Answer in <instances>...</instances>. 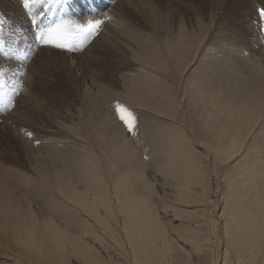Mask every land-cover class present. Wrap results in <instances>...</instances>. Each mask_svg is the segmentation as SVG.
<instances>
[{
    "label": "rangeland",
    "instance_id": "374dc122",
    "mask_svg": "<svg viewBox=\"0 0 264 264\" xmlns=\"http://www.w3.org/2000/svg\"><path fill=\"white\" fill-rule=\"evenodd\" d=\"M92 1L98 2L44 0L28 12L22 0H0V187L31 205L41 224L53 219L64 226L73 205L49 185V164L76 163L68 168L73 172L95 162L111 186L114 171L135 168L138 187L149 183L162 195L163 167L187 144L214 193L226 188L233 170L209 145L216 141L212 130L228 124L226 104L238 101V91L217 79L248 81L256 67L264 73V0H104L88 12ZM88 20L103 23L72 50L36 39L40 29ZM244 93L240 103L255 101V142L263 149L264 74ZM117 103L135 115V134L120 120ZM156 206L162 219L180 224L159 200ZM12 238L0 231V264H32L26 260L36 259V248L30 257ZM111 245L118 259L120 243Z\"/></svg>",
    "mask_w": 264,
    "mask_h": 264
},
{
    "label": "bare ground",
    "instance_id": "6f19581e",
    "mask_svg": "<svg viewBox=\"0 0 264 264\" xmlns=\"http://www.w3.org/2000/svg\"><path fill=\"white\" fill-rule=\"evenodd\" d=\"M95 2L99 7L106 1ZM187 41L192 43L195 37L190 35ZM250 72L248 81L238 75L217 79L229 84V91H238L237 102L228 103L222 94L218 97L228 103L230 116L227 125L212 130L216 141L209 145L233 170L226 188L214 193L204 181L205 165L187 144L163 167L162 182L168 192L162 195L149 183L139 188L134 175L137 181L142 178L135 168L114 171L108 176L111 186L95 162L77 164L73 172L68 168L76 163L55 162L46 167V178L74 210L64 226L53 219L41 224L32 206L24 207L2 184L1 233L26 247L30 257L36 248V259L26 260L32 264H264V148L255 142L260 119L252 97L246 103L239 101L264 73L257 67ZM208 98L204 102L209 103ZM156 200L179 225L162 219ZM112 240L120 243L118 259L112 254Z\"/></svg>",
    "mask_w": 264,
    "mask_h": 264
},
{
    "label": "snow or ice",
    "instance_id": "6c2138e0",
    "mask_svg": "<svg viewBox=\"0 0 264 264\" xmlns=\"http://www.w3.org/2000/svg\"><path fill=\"white\" fill-rule=\"evenodd\" d=\"M56 2L59 3L60 0H56ZM43 3L44 0H22L23 7L28 12H31L34 6ZM259 15L260 18L264 20V8L259 9ZM2 23L3 20L0 18V24ZM102 23V20H88L86 24L78 23L74 26H70L67 23H57L46 29H40L36 34V39L40 45L52 46L57 49L72 50L74 41H79L82 45L88 37L97 32ZM2 75H4L3 70H0V76ZM9 106H11V102H9ZM115 107L120 120L126 125L128 131L135 134V115L119 103H117ZM27 135L31 137L32 133L29 132ZM37 143H39V141H37Z\"/></svg>",
    "mask_w": 264,
    "mask_h": 264
}]
</instances>
